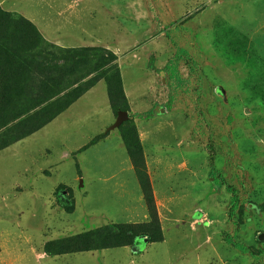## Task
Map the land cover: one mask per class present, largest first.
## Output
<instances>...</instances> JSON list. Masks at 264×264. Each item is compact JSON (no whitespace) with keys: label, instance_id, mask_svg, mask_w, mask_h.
<instances>
[{"label":"rangeland","instance_id":"rangeland-1","mask_svg":"<svg viewBox=\"0 0 264 264\" xmlns=\"http://www.w3.org/2000/svg\"><path fill=\"white\" fill-rule=\"evenodd\" d=\"M0 6L55 47L116 55L129 117L144 134L147 174L162 199L155 207L164 236L139 240L135 249L39 258L48 241L147 221L120 131L110 129L116 117L101 80L40 130L0 150V264H264V253L254 259L226 241L230 197L218 186L225 181L240 195L235 243L264 251V0ZM177 48L186 51L177 65L182 82L171 85L164 68ZM7 130L0 129L3 141L14 136ZM69 204L73 211L63 208Z\"/></svg>","mask_w":264,"mask_h":264},{"label":"trees","instance_id":"trees-1","mask_svg":"<svg viewBox=\"0 0 264 264\" xmlns=\"http://www.w3.org/2000/svg\"><path fill=\"white\" fill-rule=\"evenodd\" d=\"M185 54L184 49L177 48L164 68L165 72H170L171 85L176 81L177 84L182 82L177 65L180 57ZM115 60L116 55L101 47H55L44 40L32 22L17 13L7 12L0 6V129L8 128L7 131L14 133L11 138L6 134L4 141L0 136V150L40 130L103 80L115 117L117 118L119 112L128 115L118 129L148 216V221L144 223L109 224L78 235L48 241L43 246L46 256L56 257L121 247L135 249L139 240L160 243L164 239L143 147L135 121L129 117L130 108L120 73L114 65ZM90 75L93 77L85 81L84 78ZM172 88L177 89V86ZM98 140L99 137L90 144ZM218 186L224 187L230 197L227 222L231 235H226V241L240 252L254 259L258 258L264 253L263 250L244 247L233 240L239 232L240 223L236 219L242 214L238 190L225 181L218 182ZM64 189L59 187L57 192ZM63 208L68 212L73 211L71 204L64 205Z\"/></svg>","mask_w":264,"mask_h":264},{"label":"crops","instance_id":"crops-1","mask_svg":"<svg viewBox=\"0 0 264 264\" xmlns=\"http://www.w3.org/2000/svg\"><path fill=\"white\" fill-rule=\"evenodd\" d=\"M89 91V90H88ZM87 91V92H88ZM128 101V100H127ZM128 105H129V108H130V104L128 103ZM131 109V108H130ZM136 126V125H135ZM136 128H137V126H136ZM117 129V128H116ZM111 130H114V129H111ZM137 132H138V135H139V139H140V141H141V143H142V145H143V136H144V134L143 133H141L140 131H139V129L137 128ZM121 138V137H120ZM121 142H122V140H121ZM123 144V143H122ZM124 146V145H123ZM144 156H145V161H146V167H147V169H148V173H150V171H149V165H148V160H147V157H146V155L144 154ZM130 169L133 171V167H132V165H131V162H130ZM133 173H134V171H133ZM135 175V174H134ZM150 178H151V174H150ZM151 185H152V189H153V193H154V198H155V202H156V205L159 207V205H161V200L162 199H159L158 198V196H157V194H156V192H155V190H154V186H153V183H152V178H151ZM167 201H169V199H166ZM146 215H147V211H146ZM158 215H159V219H160V223H161V221H162V215L160 214V212L158 213ZM146 218H147V221H148V216H146ZM146 221V222H147ZM144 223V222H143ZM134 224V223H133ZM161 225H162V223H161ZM81 234V233H80ZM164 237V236H163ZM163 241H164V239H163ZM162 241V242H163ZM98 251V250H97ZM83 253V252H82ZM75 254H77V253H75ZM46 255H45V253L44 252H41L40 254H39V258H42V257H45Z\"/></svg>","mask_w":264,"mask_h":264},{"label":"water","instance_id":"water-1","mask_svg":"<svg viewBox=\"0 0 264 264\" xmlns=\"http://www.w3.org/2000/svg\"><path fill=\"white\" fill-rule=\"evenodd\" d=\"M127 118H128L127 113H125V112H119L118 115H117V118H116L115 123L111 126L110 129L118 128L122 122H124V121L127 120ZM262 238H263V236L260 235L259 236V239H262Z\"/></svg>","mask_w":264,"mask_h":264}]
</instances>
